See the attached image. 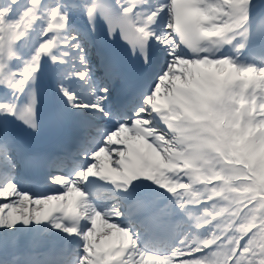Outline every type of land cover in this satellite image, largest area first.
Wrapping results in <instances>:
<instances>
[{"label": "snow or ice", "instance_id": "snow-or-ice-1", "mask_svg": "<svg viewBox=\"0 0 264 264\" xmlns=\"http://www.w3.org/2000/svg\"><path fill=\"white\" fill-rule=\"evenodd\" d=\"M0 264H264V0H0Z\"/></svg>", "mask_w": 264, "mask_h": 264}]
</instances>
